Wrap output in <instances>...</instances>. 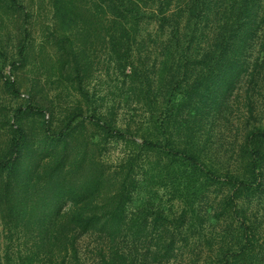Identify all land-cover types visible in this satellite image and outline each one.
Segmentation results:
<instances>
[{
    "label": "trees",
    "instance_id": "obj_1",
    "mask_svg": "<svg viewBox=\"0 0 264 264\" xmlns=\"http://www.w3.org/2000/svg\"><path fill=\"white\" fill-rule=\"evenodd\" d=\"M52 2L61 71L69 74L66 80L73 87L77 84L80 97L89 101L83 84L90 63L86 48H78L80 36L74 28L89 25L98 28L93 31L97 38L109 39V54L129 79L130 91L137 93L143 82L149 87L158 83L168 102L151 114V131L139 142L134 134L139 127L117 125L120 105L106 113L94 109L87 116L78 108L58 126L45 120L47 111L38 106L15 111L11 137L0 143V233L5 239L4 249L0 241V264H85L78 242L88 234L111 241L129 237L134 244L154 248L153 264H171L180 245L189 241L186 233L194 230L207 242L202 264H264V230L249 207L264 186V0ZM0 7L17 16L25 13L18 0H0ZM143 41L145 60L136 63ZM153 46L159 50L158 69L151 61ZM26 51L23 43L20 61ZM8 85L18 93L14 83ZM235 93L244 94L245 111L234 163L225 169L214 162L206 165L199 141ZM180 113L190 122L183 150L178 149L180 137H175L182 129L174 124ZM30 114L43 116L36 135L23 123ZM88 126L93 128L90 133ZM79 135L96 140L92 158L70 152ZM121 141L133 147H127L129 155L114 169L103 159L107 146ZM164 151L180 156L188 167L181 171L172 196L178 195L182 203L179 215L133 211L131 204L141 188V156L159 157ZM67 205L71 209L65 214ZM212 218L224 221L227 228L209 234L204 224ZM16 235L24 237L23 249L14 247ZM104 262L135 264L123 252Z\"/></svg>",
    "mask_w": 264,
    "mask_h": 264
},
{
    "label": "rangeland",
    "instance_id": "obj_2",
    "mask_svg": "<svg viewBox=\"0 0 264 264\" xmlns=\"http://www.w3.org/2000/svg\"><path fill=\"white\" fill-rule=\"evenodd\" d=\"M18 1L25 9V13L21 16L0 7V143L11 137L10 126L14 123L15 111L29 105L31 107L38 106L44 112L47 111L45 120L54 121V126H58L68 113L77 111L81 107L84 115L87 116L94 109L106 113L114 106L120 105V110L116 111L117 125L124 129L132 127V130L133 127H139L138 133L134 134L136 135L135 141H141V136L145 134V131H151L148 123L151 121V114L165 108V104L168 102V97L164 96V87L158 83H153L149 87L146 82H143L137 87V93L130 91L129 79L119 68V63L109 54L111 49L109 39L107 37L97 38L93 31L98 28L86 25L74 29L79 31L78 48L81 46L86 48V59L90 63L83 84L89 96L87 102L84 97L79 96L77 84L73 87L66 80L69 74L61 71L63 59L57 51L58 44L54 40L59 32L55 30L57 20H55L52 8V0ZM25 14L28 16L26 17ZM146 28L149 29L147 25L146 27L143 25V29ZM23 43L26 44L27 51L25 59L20 61L19 50ZM143 46L144 41L139 45L135 58L136 63H144ZM153 50L155 52V46H153ZM158 53L157 49L151 58L156 69L161 63ZM121 66L125 67V73H128V64L123 61ZM9 82L14 83V87L18 90L17 94H14L9 88ZM139 93L142 94L139 95ZM242 95L244 94L235 93L223 111L207 124L199 141V150L206 165H209V162H214L218 163L222 169L233 165L243 129L245 100ZM30 115V117L24 118L23 123L30 129L31 135V131L36 135L44 121L43 116L41 114ZM182 117L183 114L180 113L174 121L178 131L182 127L179 135H175L177 139L180 137L178 140L179 150L184 149L187 138H189L190 122L185 116L184 120ZM87 128L89 133L93 129L90 126ZM95 141H86L84 135H79L70 152H84L85 155L92 158L96 153ZM164 141H162L163 145ZM127 147L132 148L133 143L121 141L108 145L109 153L103 160L115 169L120 161L129 155ZM166 152L164 151V154L159 157L150 153L141 156L140 162H143V167L137 177L138 186L141 188L131 204L133 211L152 209L161 210L169 216L177 217L179 215L182 203L178 195L172 196L175 191L174 187L180 184L181 171L188 167L179 160L180 156L174 158L167 155ZM98 153L97 150L95 159ZM173 166L176 167V170ZM262 189V193L253 199L249 207L257 215V222L264 230V186ZM209 202L210 200L207 199L208 204ZM209 205L211 207V204ZM70 209V205H67L63 212L66 214ZM212 211L214 213L213 209ZM205 227L209 228V234L212 230L221 233L224 228H227V223L224 221L214 222L212 218L209 224H204ZM186 234L189 241L180 245L176 258L171 264H202L206 255L207 242L200 233L195 235V230L193 234L190 231ZM192 235L196 237L194 238ZM23 238L22 235H16L13 241L14 247L21 246L20 248L23 249ZM128 239L111 241L99 234H88L79 239L80 257L85 264H106L104 260L112 258L113 253L123 252L128 259H133L135 264L154 263L153 258L150 257V252L154 251V248L146 244H134L132 239L129 237ZM0 241L1 247L4 249L5 239L2 232Z\"/></svg>",
    "mask_w": 264,
    "mask_h": 264
}]
</instances>
